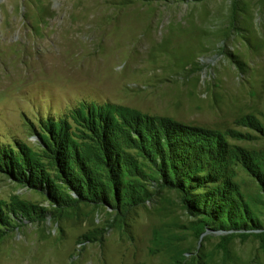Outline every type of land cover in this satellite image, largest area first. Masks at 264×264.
<instances>
[{
	"label": "rangeland",
	"instance_id": "1",
	"mask_svg": "<svg viewBox=\"0 0 264 264\" xmlns=\"http://www.w3.org/2000/svg\"><path fill=\"white\" fill-rule=\"evenodd\" d=\"M11 239L27 264H264V0H0Z\"/></svg>",
	"mask_w": 264,
	"mask_h": 264
},
{
	"label": "bare ground",
	"instance_id": "2",
	"mask_svg": "<svg viewBox=\"0 0 264 264\" xmlns=\"http://www.w3.org/2000/svg\"><path fill=\"white\" fill-rule=\"evenodd\" d=\"M127 7H128V2L127 1L121 2L119 4V10H124ZM175 44H177V43H175ZM186 50L187 49H185V51ZM178 52H180V51L178 50ZM176 55H177V52H176ZM170 58H168V59H170ZM181 58H182V56H181ZM170 60H171V62H173V61L175 62V58L173 56H172V58ZM177 60H179V58ZM181 60L182 59H180V61ZM188 60L189 59H187V61ZM167 62L170 63V61H167ZM177 63L178 62H176V64ZM174 65H175V63H174ZM22 242H23L22 240L14 241L13 239H11V240L8 241L7 244L4 245V247H2L0 249V254H2L4 256V263L3 264H27L29 262V260L32 258V255H33V254H30V253L33 251V249L35 247L37 248V244L33 240L29 241L28 243H22ZM44 245H43V247H44ZM43 247L40 249L43 252L39 251V255L37 256V259H41L38 264H62V262H60L59 259H56L55 256H52L53 255L52 253H49V251H45L44 252V248ZM14 251H17V253H19L18 256L12 255ZM53 258H54V260H53Z\"/></svg>",
	"mask_w": 264,
	"mask_h": 264
}]
</instances>
